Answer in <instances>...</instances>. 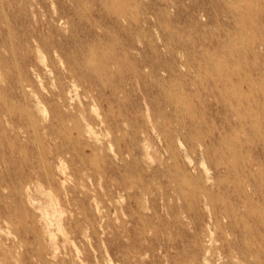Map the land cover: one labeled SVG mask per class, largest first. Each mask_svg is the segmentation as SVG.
Masks as SVG:
<instances>
[{"label": "rangeland", "instance_id": "rangeland-1", "mask_svg": "<svg viewBox=\"0 0 264 264\" xmlns=\"http://www.w3.org/2000/svg\"><path fill=\"white\" fill-rule=\"evenodd\" d=\"M219 2L0 0V264H264V0Z\"/></svg>", "mask_w": 264, "mask_h": 264}, {"label": "bare ground", "instance_id": "bare-ground-1", "mask_svg": "<svg viewBox=\"0 0 264 264\" xmlns=\"http://www.w3.org/2000/svg\"><path fill=\"white\" fill-rule=\"evenodd\" d=\"M210 2H211V4H213L212 5V8L216 11V13H219V12H222V13H224L225 12V10L223 9V7H222V5L220 4V2H219V0H209ZM245 6V5H244ZM166 23V22H165ZM143 32V31H142ZM216 57V56H215ZM86 60V59H85ZM245 62V61H244ZM249 76V75H248ZM244 78V77H243ZM252 82V81H251ZM180 90V89H179ZM88 111V110H87ZM100 121L101 122H104V123H106L107 122V120L104 118V117H101V119H100ZM108 123V122H107ZM107 126H109V124L107 125ZM88 127V126H87ZM230 130H232V129H230ZM81 157V156H80ZM79 157V158H80ZM84 158V157H83ZM50 183H52V182H50ZM132 188V187H131ZM50 197V196H49ZM67 199V198H66ZM243 201V200H242ZM243 203V202H242ZM53 205V208H54V210L55 211H57V205H56V203H54V204H52ZM260 206V205H259ZM262 210V209H261ZM59 214V213H58ZM45 215H47V214H45ZM263 215H264V213H263ZM46 218V217H45ZM50 221V220H49ZM61 225V224H60ZM52 226V225H51ZM62 229H63V227H62ZM61 233V232H60ZM63 236V235H62ZM78 257V256H77Z\"/></svg>", "mask_w": 264, "mask_h": 264}]
</instances>
